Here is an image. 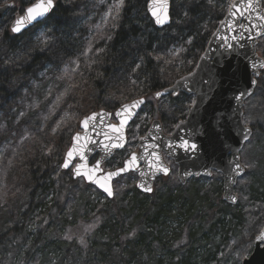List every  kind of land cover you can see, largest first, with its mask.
I'll return each mask as SVG.
<instances>
[{
    "label": "trees",
    "instance_id": "16d2710c",
    "mask_svg": "<svg viewBox=\"0 0 264 264\" xmlns=\"http://www.w3.org/2000/svg\"><path fill=\"white\" fill-rule=\"evenodd\" d=\"M34 1L0 0V6L13 4L0 21L3 43L7 46V57L0 61V65H4L3 69L0 66V220L6 221V227L2 226L0 231V264L29 263L30 249L20 259L17 256L20 247L31 241L32 234L25 229L26 226L24 229L18 227L16 220H22L25 225L37 222L32 241L41 240L43 230L50 231L57 218L70 214L77 192L82 189L94 191L93 187L80 180L73 181L69 172L61 170L71 139L79 132L80 121L94 112L115 111L120 105L137 99H144L146 106L151 96L167 87L163 72L167 70L175 80L190 73L231 2L198 0L207 12V3L219 4L221 13L212 16L205 24L199 21L198 26L192 27L186 21L196 13L184 11L183 17V10L177 13L174 9L178 0H170V25L158 30L147 14L148 0H124L119 15L115 19L109 15L103 24L100 22L110 0H53L54 9L44 22L13 36L8 32L11 21ZM13 14L17 15L13 17ZM50 30L56 35L58 44L53 52L43 54L39 50ZM41 32L45 34L40 36ZM23 40L25 49L21 53ZM35 45H39L37 50H33ZM256 52L264 55V39L258 41ZM44 66L50 74L49 88L40 78ZM256 82L254 93L246 104L257 94H260L259 98L264 96V92H260L264 89V69ZM41 84L46 89L41 91L37 87ZM110 95L115 100L111 108L104 103V98ZM43 98L50 101L46 107H43ZM173 100L180 111L176 107L172 109L171 117L159 116L162 132H171L179 121L185 119L193 98L179 94ZM134 122L126 133L129 144L106 166L120 167L127 153L133 150L130 129ZM197 180L206 179H191L189 182ZM163 197L158 200L160 204L151 205L149 202L151 219L144 220L142 227L135 230L128 228L127 219L106 221L109 219L101 215L96 231L99 239L96 242L101 244L96 246L101 250L103 262L151 264L145 261L154 253L173 248L166 242L168 237L162 235L167 217L183 218L187 231L196 224L197 218L193 219L196 206L189 200L182 203L175 196ZM146 198L149 196L133 191L130 200L133 209L130 205L126 208L130 207L135 214L142 213ZM213 198L218 199L222 208H230L218 195ZM175 202L180 206L171 211ZM18 206L25 209L21 211ZM245 208L246 217L257 224L263 222L264 198L246 199ZM38 209L43 211L37 212ZM214 213H210L209 223H214L217 229L223 228L221 224L226 222L227 214ZM204 220L203 217L199 219L200 222ZM230 222L232 226L239 225L238 217L235 219L232 215ZM120 249L124 251V259L120 257ZM169 258L172 260L170 264H174V257ZM182 259H179L180 263Z\"/></svg>",
    "mask_w": 264,
    "mask_h": 264
},
{
    "label": "rangeland",
    "instance_id": "374dc122",
    "mask_svg": "<svg viewBox=\"0 0 264 264\" xmlns=\"http://www.w3.org/2000/svg\"><path fill=\"white\" fill-rule=\"evenodd\" d=\"M116 2L117 0H110L108 10L100 24H103L108 19L110 15L109 10L113 8ZM198 2V0H178L174 5L177 13L183 10V17L188 10H193L196 13L195 16H189L188 21H186L188 26H198L199 21H202L201 24H205L212 16L221 13V6L217 5V3H207V12L206 7L200 6ZM15 15L17 14H13V17ZM8 32L11 33L9 29ZM1 33L2 29H0V61L7 57V46L3 43V34ZM44 34V32H41L40 36ZM45 38L44 44L41 45V50H39L43 54L53 52L58 44L56 35L51 30ZM37 46L39 47V45L33 46V50H37ZM20 47L21 53H24V40ZM257 55L264 61L262 52L257 53ZM0 66L3 69L2 66L4 65ZM43 69L45 70H41L40 78L46 81V87L49 88L51 85L49 81L50 74L47 67L44 66ZM169 75L167 70L163 72L165 86L167 87L175 81ZM118 77L121 79V75ZM37 87H40L41 91L46 89L44 84L37 85ZM260 92L263 93L264 89H261ZM259 96L260 94H257L253 100L247 104L244 103L243 106L242 123L251 130L252 134L250 143L247 142L239 154V161L244 169V174L237 180L234 188V194L238 200L236 205H229L230 208L225 209L220 206L218 199L214 200L213 198L218 195V198L222 200V175L213 172L210 178H203L206 179L205 181L197 180L189 182L190 179L186 185L181 186L177 181L176 166L163 156L164 162L170 168L171 173L167 177L156 180L152 194L148 195L149 198L144 200L147 203L145 202V209H142L143 216L139 211L135 214L130 207L126 208L130 205L133 209L130 200L133 198V191L138 192L135 188L137 183V176L135 174H129L113 183V198L111 200H108L96 189L90 192L82 189L80 192H77L74 198L70 214L57 218L50 231L43 230L44 233L41 236V240L32 241L37 231V222L33 221L29 225H25V223H22V220L15 221L18 227H23L24 229L26 226L25 229L32 234L31 241L20 247L18 259L30 249L31 252L27 259L29 261L28 264H116L112 261L103 262V255H100L101 250L96 246L97 243L101 244L100 242H96L99 241L96 231L100 225L101 215L105 219H109L106 221L127 219L129 222L128 228L135 230L142 227L144 220L151 219L152 209L149 202L150 204L152 203L151 205H156L159 203V199L164 198L163 196L171 195L181 200L182 203L184 200H189L193 206H196L193 211V219L197 218V222L195 220L194 223L196 224L192 223L194 225L187 231V229L184 230L183 218L178 216L176 218L174 216L171 219L167 217L165 223L166 229L162 235L163 237H168L166 242L171 243L173 248H164L160 254L154 253L152 258L150 257L145 261L146 263L159 264L161 262L160 264H170L172 260L169 257L173 256V260H176L174 264H238V262L242 264L252 253L254 239L264 227V220L262 223L257 224L244 215L246 211V199L250 197H255L256 199L257 197L264 198V96L262 98H259ZM173 98L169 96L155 100L153 96L150 97V100L147 102L148 104L144 106L130 129L133 134L132 145L135 151H138V139L145 135L152 121H160L159 116L162 115L171 117L173 114L172 109L176 107L180 111V107L175 106L177 102ZM49 102L48 98H43V107H46ZM104 103L107 107L111 108V105L115 103L114 97L110 95L104 98ZM105 110L114 112L112 109ZM150 114H153V116L151 117ZM37 121L39 122V118H37ZM112 122L115 123L113 118ZM142 126H145V128H142ZM173 129L169 133L163 131V134L169 136ZM248 165L252 166L249 167ZM114 169V167L106 165L103 167L104 172ZM69 173L71 175V171ZM78 180L84 183L82 179ZM106 199L108 202H106ZM26 204L27 201L24 202V206ZM32 204L33 208L36 202ZM175 204L171 211H176L179 208L180 204L178 202H175ZM20 207L18 206L21 211L25 209L22 206ZM39 211L43 210L38 209L37 212ZM211 211L215 212L214 214L216 215L217 212L227 214L224 220L226 222L221 224L223 228L217 229V227H214V223H209L208 219L210 213H212ZM230 215L235 219L238 217V227L232 226ZM200 217L205 219L204 222L199 221ZM5 222L4 219L0 220V231L5 226ZM228 233L230 234L228 235ZM132 234H134V231ZM123 252L120 249L119 254L121 259H124ZM179 259H182L181 263ZM22 263L24 262L22 261Z\"/></svg>",
    "mask_w": 264,
    "mask_h": 264
},
{
    "label": "water",
    "instance_id": "95a60500",
    "mask_svg": "<svg viewBox=\"0 0 264 264\" xmlns=\"http://www.w3.org/2000/svg\"><path fill=\"white\" fill-rule=\"evenodd\" d=\"M41 3L46 4V0H35L28 7ZM52 5L53 7L50 8L43 16L38 17L36 21L31 24L23 25L20 33L13 34L11 32L13 22L26 14V9L28 8L26 7L19 16H16L11 21L9 27L11 34L13 36H19L36 25L44 22L54 9L55 3L53 0ZM12 8V3L0 6V21ZM146 11L156 29L162 30L170 25V0H148L146 4ZM153 13L156 15L154 16ZM156 16H159L162 20H164V23L157 24ZM227 19L228 16L226 11L221 20ZM220 21L210 36L207 45L199 57L194 69L190 73L176 79L170 86L161 90V92L168 90L170 93L173 89V85H175V95L166 93L160 99L169 96L177 97L179 94L192 97L195 103H192L191 111L188 110L185 119L176 124L169 136L163 134L161 124L158 120L152 121L145 135L140 137L137 141V153L141 152L139 145L142 142V138H148L145 142H151L150 138L153 131H155L154 126L159 125V131L156 132V143L160 145L158 151L162 157L164 156L176 166L177 181L179 184L184 186L192 178H210L213 172L220 174L223 178L222 200L226 204L233 206L236 205L238 201L234 194L236 182L244 174V169L239 161V154L244 145L247 143V141L244 140V136L246 135L245 129L252 134L251 130L245 127L242 123L243 106L254 93L256 84L253 86L252 81H256L259 78L260 72L264 69V67H261V65H264V61L257 55L256 52L257 43L262 38H258L255 41L243 39L239 42V44L233 45L231 49L226 50L221 40L217 39V35L221 37L229 35L228 29L222 25ZM243 23L247 24V21H243ZM249 92L252 93V95H248ZM238 96H241L242 98L237 99ZM153 98L155 100H160L155 97V94L153 95ZM144 106L145 100L140 109L137 110V115ZM120 107L121 105L117 109ZM116 110L112 113L104 110L94 112L96 114L103 113L104 118L102 122L98 119L95 129H90L87 135L92 136V138L97 141H104V133L114 135V133H112L106 125L119 123V121L115 118ZM109 113L111 116L108 115ZM112 118L115 120V123L112 122ZM134 119L124 129L123 135L125 137L126 131ZM81 121L79 123L78 133L85 135V131L81 127ZM177 125H179V128ZM97 133H99V135H97ZM180 136H184V138L190 143L196 144L197 149L194 152H185L183 149L173 148L171 152L174 154L167 155L169 152L167 144L179 143ZM250 138L251 135L249 140ZM81 143H84V141H81ZM71 147L72 139L69 149ZM88 149L89 150L85 153V160L80 161L79 156L77 155L73 158L69 169H64L62 167L66 152L61 164V170L63 172H69L76 164H86L88 165L87 170H90L92 166L95 165L96 161L100 160L101 168L93 174V181L95 182H91L82 177H74L72 171L71 178L73 181L82 179L86 185L96 189L108 200H111L113 196H107L103 189L99 187L100 184H108L113 191V183L115 181L129 174H135L137 176V183L135 185L136 190L142 195H150L153 192V186L156 180L168 176L161 173L148 175L147 173L149 170L145 167L143 169L146 173L144 177H141L139 171H137L124 173L121 176L106 179V174L110 171L104 172L102 168L103 165L110 161L116 153L123 151L124 148L112 150L111 155L107 157H105L104 151L100 147L99 143L89 144ZM236 164L241 166L240 172L242 175H237L234 171ZM166 167L168 166L166 165ZM84 170L85 169H82V171ZM170 172L171 170L169 168V174ZM138 185H147L152 188V191H144L142 190V187H138ZM233 198L236 200L235 203L233 202ZM262 231H264V227L261 232ZM258 235L254 239V248L252 253L242 262V264H264V243H261L257 239Z\"/></svg>",
    "mask_w": 264,
    "mask_h": 264
},
{
    "label": "snow or ice",
    "instance_id": "6c2138e0",
    "mask_svg": "<svg viewBox=\"0 0 264 264\" xmlns=\"http://www.w3.org/2000/svg\"><path fill=\"white\" fill-rule=\"evenodd\" d=\"M123 4L124 0H117V2L113 5V8L109 10L113 19L119 15ZM52 7V0H46V4L41 3L28 7L26 9V14L13 22L11 32L13 34L20 33L23 25L33 23L38 17L43 16ZM153 15L155 16L156 14L153 13ZM227 16L228 19L221 20L220 23L228 29L229 35H225L223 37L217 35V39L221 40L226 50L231 49L233 45L239 44V42L243 39L255 41L258 38H264V0H231V2L227 5ZM243 21H247V24L243 23ZM156 23L163 24L164 20H162L159 16H156ZM139 67L140 65H137V68ZM261 67H264V65H261ZM256 83L257 82L255 80L252 81L253 86H255ZM166 93L175 95V85H173V89L170 93L168 90H165L164 92L158 91L155 93V97L160 99ZM248 95H252V93L249 92ZM241 98V96L237 97V99ZM143 103V99L133 100L131 103L121 105V107L116 110L115 118L119 121V123L106 125V127L114 133V135H109L108 133L103 134L104 141L107 142L97 141L93 139L92 136L87 135L90 129H95L98 119L101 122L103 121V113H93L83 119L81 121V127L84 129L85 135L76 133L72 137V147L67 151L62 167L64 169H69L73 158L77 155L79 156L80 161H84L86 158L85 153L89 150V144L99 143L100 147L104 151L105 157L110 156L112 150L114 149L125 148V145L129 144V141L123 135V131L136 117L137 110L140 109ZM192 103L194 104L195 101ZM189 110L191 111V105L189 106ZM108 115L111 116L110 113ZM137 127H139V125H137ZM154 127L155 131H153L150 138L151 142H145L148 138H142V142L139 145L141 152L137 153V151L133 148L132 151L127 153V158L123 159V166L117 167L115 171L108 172L106 174V179L121 176L124 173L137 171H139L141 177H144L146 175L143 170L145 167L149 170L147 173L148 175H156L157 173H161L165 176L169 175V168L166 167L164 159L158 151L160 145L156 143V132L159 131L160 126L155 125ZM177 127L179 128V125H177ZM245 132L246 135L244 136V140L250 143L249 137L251 133L248 132L247 129H245ZM97 135H99V133H97ZM81 141H84V143H81ZM167 148L169 149L167 155H172L174 154L171 152L173 148H180L185 152H194L197 149V145L190 143L184 138V136H180L179 143H168ZM248 166L251 167L252 165ZM240 167L241 166L239 164L235 165L234 171L237 175H242ZM100 168L101 161L97 160L95 165L92 166L90 170H87L88 165L86 164H76L72 167L71 171L74 177H82L91 182H95L93 181V174ZM82 169L85 170L82 171ZM99 187L103 189L107 196H113V191L108 184H100ZM138 187H142V190L147 192L152 191V188L147 185H138ZM233 202H236L235 198H233ZM257 239L261 243H264V231L259 233ZM81 243H83V241H81Z\"/></svg>",
    "mask_w": 264,
    "mask_h": 264
},
{
    "label": "flooded vegetation",
    "instance_id": "af4514ba",
    "mask_svg": "<svg viewBox=\"0 0 264 264\" xmlns=\"http://www.w3.org/2000/svg\"><path fill=\"white\" fill-rule=\"evenodd\" d=\"M185 96H186V95H185ZM188 97H189V96H188ZM145 104H146V101H145ZM117 108H118V107H117ZM143 108H144V107H143ZM141 111H142V110H141ZM141 111H140V112H141ZM139 114H140V113H139ZM139 114H138V115H139ZM138 115H137V117H138ZM137 117H136V118H137ZM136 118H135V119H136ZM135 119H134V121H135ZM134 121H133V122H134ZM133 122H132V123H133ZM159 122H160V121H159ZM132 123H131V124H132ZM160 124H161V122H160ZM175 126H176V125H175ZM129 127H130V126H129ZM129 127H128V128H129ZM161 128H162V127H161ZM127 130H128V129H127ZM126 133H127V131H126ZM126 137H127V134H126ZM124 149H125V148H124ZM121 152H122V151H121ZM119 153H120V152H119ZM116 154H117V153H116ZM116 154H115V155H116ZM115 155H114V156H115ZM114 156H113V157H114ZM113 157H112V158H113ZM110 160H111V159H110ZM108 162H109V161H108ZM108 162H107V163H108ZM105 164H106V163H105ZM105 164H104V165H105ZM122 164H123V163H122ZM104 165H103V167H104ZM121 166H122V165H121ZM121 166H120V167H121ZM103 167H102V168H103ZM114 170H115V169H114ZM112 171H113V170H112Z\"/></svg>",
    "mask_w": 264,
    "mask_h": 264
},
{
    "label": "bare ground",
    "instance_id": "6f19581e",
    "mask_svg": "<svg viewBox=\"0 0 264 264\" xmlns=\"http://www.w3.org/2000/svg\"><path fill=\"white\" fill-rule=\"evenodd\" d=\"M21 14V13H20Z\"/></svg>",
    "mask_w": 264,
    "mask_h": 264
}]
</instances>
